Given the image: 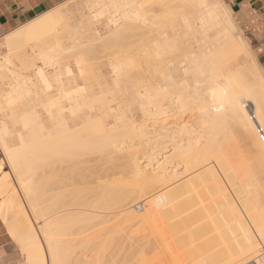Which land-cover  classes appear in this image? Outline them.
Returning a JSON list of instances; mask_svg holds the SVG:
<instances>
[{
  "label": "bare ground",
  "instance_id": "6f19581e",
  "mask_svg": "<svg viewBox=\"0 0 264 264\" xmlns=\"http://www.w3.org/2000/svg\"><path fill=\"white\" fill-rule=\"evenodd\" d=\"M153 1L155 0H90L77 7V10L64 8L55 15H50L51 10L6 35L3 42L7 54L0 56V114L8 110L13 118L11 130L10 123L0 117V144L14 170H20L21 172H18L20 175L30 177L32 172H40L39 170H45L46 175V171L55 165L63 168L68 164L67 168L75 169L78 166L83 168L84 164L93 160L109 163L107 166L112 164L114 167L110 166L111 171L122 170L113 175L126 173L133 186L122 185L123 187L119 186V189L117 187L115 196L107 193L106 195L102 190L101 199L99 197L97 201L94 200V205L91 203V206L103 205L108 209L120 204L131 206L133 201L147 197L145 200H148L149 208L143 214L135 215L133 212L122 211L125 212L127 221L135 220L141 224L157 221L160 214L163 219V212L160 211L159 214L157 211L158 208L162 210V206H157L169 195H174L175 199L172 201L168 199L171 201L169 203L166 200L164 202L168 205L177 203L175 201L178 198L175 194L181 195L178 194L180 186L183 187L180 184L182 181L180 172L173 169L168 177L165 168L172 159L179 158L186 168L185 171L190 172L189 175L198 173L199 176L211 172L217 163L226 169L230 167L234 155L238 154L237 146L244 144L256 160L264 163V143L259 133L260 118L264 116V72L251 55V50L238 31L232 15L229 19L216 7L224 1L165 0L159 5L158 0ZM152 3H157V6L155 4L153 6ZM101 5L104 7H99ZM75 12H79L77 19ZM97 13L103 16L100 20L94 19ZM229 13L231 14L230 9ZM13 56L20 60L19 68L15 66ZM41 67H44L51 88H45L40 81L38 71ZM248 103L253 105L252 115ZM184 118L187 120L185 119V124L182 125L180 121ZM165 119L174 122V127L165 128L167 127L163 126ZM156 126L157 130L165 129V132L156 134L154 130L156 128L154 131L150 130ZM224 143L228 146H224ZM139 145L144 149L141 150L142 147L140 150L137 149ZM155 148L156 151L162 149L164 153H171L163 156L161 159L163 161L161 164L158 162L160 164H157L158 166L153 165ZM123 163L126 165L121 166ZM29 177L21 179L20 183L34 213L39 214L41 212L38 211V207L41 204H38L40 201H37L39 200L37 196L40 190ZM76 179L78 178L75 177ZM111 179L112 177L110 181ZM6 180L8 179L0 181V197L2 195L5 197L4 194L11 190ZM13 192L12 195L9 192L10 196L7 194L9 197L0 201V217L7 222L12 238L24 250L30 264H51L52 261L60 264L64 259L62 256L63 252L65 254V251H62L64 246L61 242H56L59 239L53 233L54 227L52 228V223H49L51 221L42 230L48 241H46L50 254L48 259L41 249L39 244L41 241L29 222L21 201L19 202ZM107 192L109 193V190ZM155 192L160 194L157 195ZM78 197L82 199L79 194ZM73 201L71 202L74 203ZM179 206L182 207L181 204ZM179 210L182 211L180 208ZM178 212L177 216L181 213ZM196 212L198 213L197 210ZM50 217L49 219H53L56 216ZM92 223L94 225V222ZM141 230L142 228L138 231ZM256 230L258 236L264 237V222H260ZM150 231L152 232V228ZM148 232L146 233L148 235L154 234ZM194 233L191 231V235ZM245 234L247 240L251 241L250 232L246 230ZM202 236H205L204 233ZM150 240L154 241L153 238ZM150 240L146 239V242ZM95 242L93 240L92 243ZM149 246L148 249L152 247ZM207 248L209 249V244ZM231 256L225 264H232L234 259ZM95 259L97 262L98 258ZM262 259H258L259 264L262 263ZM77 261L79 262V259Z\"/></svg>",
  "mask_w": 264,
  "mask_h": 264
},
{
  "label": "rangeland",
  "instance_id": "374dc122",
  "mask_svg": "<svg viewBox=\"0 0 264 264\" xmlns=\"http://www.w3.org/2000/svg\"><path fill=\"white\" fill-rule=\"evenodd\" d=\"M88 1H90V0H64V3L66 5L65 8L77 10L76 9L77 7H80L81 4H84ZM155 1L157 2V0H155ZM155 1H153V2H155ZM158 1L160 3L158 2V4L157 3H154V4L159 5L162 2H165V0L164 1L158 0ZM152 4H148V5H152ZM154 4H153V6H154ZM52 8L43 12L42 14L51 11ZM148 8H149V6H148ZM78 13H76L75 17L77 15L79 17ZM42 14L38 15L37 17H34L31 20L38 18ZM231 15H232L234 22L235 23L237 22L236 23V25L238 24L237 27L239 26L238 31L240 32L241 36H242V33L244 34V36H246L245 31L241 28V25L237 21L235 15L232 14V11H231ZM78 17H76V19ZM102 17L103 16H101V18ZM30 21H28V22H30ZM72 21L74 22L75 20H72ZM28 22H26L22 25H19L13 31H16L17 29L21 28L22 26H24ZM5 37L0 39V56H4L7 54V49L5 48L4 42H3ZM12 60L14 61V64L16 67L19 68L21 66V62H20V60L17 59L16 56H13ZM38 64H41V63L38 62ZM247 106H248V109L252 115L253 114V112H252L253 105L248 103ZM172 115H174V114L172 113ZM0 117L3 120H6L7 122H9L10 123V129L13 130V127L11 126V121L13 119L11 112L6 110L0 114ZM185 119L187 120V118H184L183 120L180 121V123L182 125L185 124L184 123ZM163 121H165V125L162 122L163 126H167L165 128L169 129V128L174 127V122L167 121L166 119ZM169 123L172 124V126ZM157 127L158 126L153 127V128L151 127L152 129H150V130H152V131L155 130L156 134L165 132V129L159 128L160 131L157 130ZM154 128H156V129H154ZM223 145L228 146L227 143H224ZM141 147H142V149H141ZM141 147L139 145V147L137 146V149L139 148V150L140 149L143 150L144 147L142 145H141ZM246 148L247 147L244 144H240L237 146V148H236L237 152L236 153H238V154L234 155V158L231 160V166L228 167L227 169L224 166H221V165L219 166V164L217 163L216 164L217 169H216V166L214 165L213 170L211 172H208L206 174L199 175V176H198V173H196L194 175H189L190 172L188 173L185 171L186 168H185L184 164L182 162H180L181 160L179 158H175L177 161L175 159L170 160V163L168 161L167 165H165L166 166L165 168H167L166 171H168L167 172L168 177L170 176L169 172H171L173 169H176L177 172L178 173L180 172L179 174H181V175H179L182 178V181H180L181 182L180 184L183 185V187L180 186V188L178 189V191H180V192H178V194L181 193V195L175 194L176 198H178L179 200L177 199L175 201L177 203H173L172 205H168V203L171 202L172 199L174 200L175 197H173L174 195L173 196L172 195L167 196L166 199L163 200V202L166 200V202H168V203L166 204V202H164V203L161 202V205L157 206V207L162 206V210L161 209L159 210V208H158L157 211H159V214H160V211H161V213L162 212L164 213V214L162 213V215L164 216V217H162L163 219H161V214H160L159 215L160 218L158 217L157 221L153 220L154 222L150 221L151 223L149 222V223H142L141 224V222H139V221L136 222L135 220H134V222H136V223H134L133 221H127V219L124 216L125 212L123 213L122 211H126V213L127 212H133V213H135V215L143 214L144 211L149 208L148 200H145V198H147V197H143V199L142 198L137 199V200H135L136 202L133 201V203H132L133 205H131V206L125 204L126 205V206L124 205L125 207L122 206V204L117 205L114 208L109 207V209L107 207H104L103 205H100V207L95 206L96 209H95V207L91 206V203L93 204L95 202L94 200L98 199L103 194V192L105 194L106 193L108 195L113 194L112 196H115L117 193V190L122 185L128 186V187L133 186V182H131L130 178L128 180V178L126 177L127 176L126 173H124V174L122 173L119 176L113 175L114 173L121 172L122 170L118 171L117 169H114V172L111 171L110 168L114 167V166H112V164H110V166H112V167H110V166H107V165H109V163L106 164V163H102L101 160H100V162H98V160H96V161L93 160L92 162H89L87 164H84V165L82 164L83 168L81 166H78L75 169H71V168H67V166H68V164H67V165H65L67 170L64 166H63V168H60V167L58 168V166L55 165V166H53V168L51 170L49 169L48 171H46V175H44L45 170H43L44 173L42 170H39L40 172H38V171L32 172L30 174V177L26 176V175L24 177V175L22 176V175H20V173H18V172H21L20 170H17V171L14 170V167L9 162V160L6 157V154L4 153V150L0 144V165H1L0 181L3 179L4 180L8 179L6 181L10 184V186H11L10 189L12 190L11 191L9 189L10 191H8L6 193V195L4 194L5 197H3V195H2L0 197V201L3 200L4 198H8L10 196L9 194L12 195V192L14 191L13 193H15V196L18 197L19 202L21 201L20 203H21L24 211L28 215L27 217L29 219V222L31 223L34 230L36 231L37 237L39 238V241H41V242H39L41 249L43 250L44 254L47 256L48 259H49V255H50V254H48L49 253L48 252L49 246H47L48 243H46L47 240L45 239L42 230L45 228L44 226H46V224L52 223V228L54 227L53 233L55 235H57V237H58L57 239L60 240V241L58 240L56 242H61V245L64 246L62 248V251H65V254H64V252L62 253V256L64 259L60 264H77L78 259H79V262H78L79 264H83V263H85V264H95L96 263L97 264L98 262H99L98 264H106L107 262H108L107 264H110V263L111 264H176V263L177 264H194V263L195 264H199V263L203 264L205 261H206V263H204V264H207V263L212 264L213 262L217 263V264H225L228 257H230L231 255L233 256V257L232 256L231 257L234 259L232 264H240L241 261H244V264H259L258 259H262V258H263L262 263H260V264H264V243H262V239L260 236H258V232L256 230V227L260 224V222H264V163L256 160L254 158V156L252 154H250L249 151H247L248 148L247 149ZM160 150H162V149H157V151H156V148H155L156 153L154 152V156H155V154H156V156L154 157L155 159L153 158V160H154V162L155 161L156 162L155 163L153 162V165L156 164V166H158L157 164H159V163L161 164V162L163 161V160L161 161L163 156L165 157V156H168L171 154V153L169 154V152L164 153L165 151H163V150L160 152ZM158 154H159V157H157ZM94 156H96V155H93V157ZM121 161H123V160H121ZM103 162H105V161H103ZM120 163L122 164V162H120ZM125 163H123V165H121V164H119V165L125 166L126 165ZM175 165H177V166H175ZM105 166H106V168H105ZM55 167H56V169H55ZM102 168H103V170H102ZM215 169H216V171H215ZM64 170H65V172H64ZM57 171H59V173ZM60 172H62L61 175H60ZM105 172H106V174L108 173L109 175L108 174L106 175ZM63 173H65V174L63 175ZM187 174H188V176H187ZM59 175H60V177H59ZM56 176L58 177L59 181H57ZM61 176H63V177L65 176L66 179L61 177ZM74 176L77 177L78 179L75 180ZM194 176H195V178H194ZM28 177L30 178V181H33L34 185L36 187H38L40 190L39 191L40 194L37 196V199H39V200H37V201L38 202L40 201L38 204H41V205H39L40 208L38 207V211H40L42 214L41 213H39V214L34 213L33 209L30 206L29 201L27 200L25 194L23 193L24 191H23V188H22L20 182H21V179H23V178L25 179ZM101 177H103V178H101ZM105 177H106V179H105ZM111 177H112V179L110 181ZM201 177H202V179H201ZM210 177H212V178H210ZM113 178H114V180H117V181L114 182ZM177 179H179V178H177ZM100 180L101 181L103 180V181L101 182ZM67 181H68V183H67ZM71 181H72V184H71ZM28 182H29V179H28ZM116 182H117V184H116ZM118 182L120 184H118ZM124 182H126V183H124ZM128 182H129V184H127ZM58 183L59 184L62 183V185L60 186ZM197 183H199V184H197ZM77 185H80V186H77ZM110 185L113 187L110 188L109 187ZM187 185H190L192 187L187 186ZM186 186H187V188H186ZM196 186H198V187H196ZM104 187H105V189H104ZM117 187H118V189H117ZM187 189H188V191H187ZM102 190H104V191L102 192ZM108 190H109V193L107 192ZM191 190H193V191H191ZM67 191H69L68 192L69 195H68ZM9 192H11V193H9ZM77 192H79V193H77ZM59 193L61 195H59ZM64 193L67 197L64 196ZM78 194H79V196L82 197V199L78 197ZM159 194H157V195H159ZM204 196L206 198H204ZM101 197H100V199H101ZM63 198H64V200H63ZM74 198H76V199H74ZM168 199L171 201H168ZM197 199L200 203L197 201ZM199 199H201V200H199ZM205 199H207V200H205ZM46 200H47V202H46ZM212 200H213V202H211ZM71 201H73L74 203H72ZM190 201H191V203H190ZM195 201L197 202L196 204H198V205L195 204ZM75 202H76V204H75ZM44 203H46V205ZM70 203H72V204L70 205ZM86 204H87V206H85ZM180 204H181V206L183 204L186 205L185 208L183 207L184 205L182 207H180L179 206ZM42 206L45 207L46 209L43 208ZM166 206L168 207V209L166 208ZM197 206H200V207H197ZM68 207L69 208L71 207V208L69 209ZM80 207H82V208H80ZM117 207L119 209H117ZM120 207H124L126 210L124 208H120ZM78 208L81 210H84V211H81ZM83 208H85V209H83ZM179 208L182 209V211L179 210ZM191 208H193V209H191ZM102 210L105 212H103ZM196 210L198 211V213L196 212ZM206 210H208V211H206ZM56 211H58V212H56ZM87 211H90L91 214H89L90 212L88 213ZM178 211H180L181 213H180V215L177 216L176 213ZM214 211H215V213H214ZM73 212L76 214H74ZM200 212H202V213L199 214ZM57 213H59V214H57ZM68 213L70 214V216ZM77 213H79V214H77ZM80 213H82L83 216ZM86 213H88V214H86ZM122 213H123V215H120ZM177 214H179V212ZM45 215H46V217H45ZM79 215H80V217H79ZM54 216H56V217H54ZM170 216L171 217L173 216V218H171ZM49 217L50 218L54 217V218L49 219ZM84 217H86V218L84 219ZM100 217H101V219H100ZM167 217H169V218L167 219ZM1 218L2 217H0V220L3 224V226L5 227L6 231L10 234L9 228L6 224L7 222L5 220H3V218L2 219ZM107 218H108V220H107ZM114 218H116V219L114 220ZM197 218H199V219H197ZM260 218H262V219H260ZM68 219L70 222L68 221ZM192 219H193V222H191ZM54 220H56L57 222ZM81 220L85 224L82 223ZM104 220H106V222ZM49 221H51V222H49ZM98 221H99V223H98ZM92 222H94L95 226L93 225ZM156 222L159 225L156 224ZM183 222L184 223L186 222V223L184 224ZM206 222H208V223H206ZM63 223H65V224H63ZM154 223L156 225H154ZM192 223H193V225H192ZM58 224H60V226ZM101 224H103V226ZM84 225H85L86 231L84 229ZM89 225H91V226H89ZM151 225H154L156 228L154 226H151ZM162 225H164V226H162ZM150 226L152 228V232L154 233L153 235L151 234L152 236L150 234H149L150 236L148 234H146L148 232V229H149L148 233H152L150 231V229H151ZM186 226H188V227H186ZM140 227L142 228L141 232L138 231L139 229H141ZM143 227H145V229ZM146 227H147V229H146ZM158 227H159V229H158ZM166 228H167V230H166ZM200 228H202V229H200ZM203 228H207V229H203ZM215 228L217 229V231ZM67 229H69V230H67ZM80 229H82V231H80ZM123 229H125V230L123 231ZM246 230H248L250 232V235L252 236L251 241L247 240V237L245 234ZM112 231H114V232H112ZM120 231H121V233H120ZM162 231H163V233H162ZM191 231H192V233L195 232L194 235L193 234L191 235ZM206 231H208V232H206ZM219 231H221V232H219ZM124 232H125V234H126V232L128 234L125 235ZM197 232H198V234H197ZM118 233L120 236L118 235ZM203 233L205 236H202ZM104 234H105V236H104ZM92 235H93V237H92ZM144 235H146L147 237H144ZM154 235L157 237H155ZM198 235H200V236H198ZM195 236H197L196 237L197 239L195 238ZM91 237H92V240H91ZM105 237L107 238V240H105L106 239ZM198 237L200 239H198ZM11 238H12V236H11ZM83 238H84V240H83ZM120 238H121V240H120ZM152 238L154 241L150 240ZM184 238H186V239H184ZM209 238H211V240ZM12 239L15 242V246H17V248L20 250L26 264H30V262H28L29 258L25 254L24 250L21 248V246L18 243H16L14 238H12ZM43 239H45V242H43L44 241ZM110 239H111V241H110ZM143 239H144V241H143ZM146 239L150 240V241L146 242ZM220 239H221V241H220ZM93 240H94V242L95 241H97V242L92 243ZM156 240H158V241H156ZM171 240H172V242H170ZM191 241L192 242L195 241L196 244H195V242L192 243ZM211 241H212V243H211ZM150 242H151V244H153V246L150 244ZM181 242L183 245L181 244ZM105 243L108 245V247ZM179 243H180V245H179ZM197 243L199 244L198 246H197ZM207 243L209 244V249L207 248L208 247ZM213 243H215V244H213ZM221 243L223 245H221ZM85 244H87V246ZM94 244H96L97 247H95ZM218 244H219V246H218ZM101 245H103V247H100ZM202 245H204L205 247ZM213 245H215V246H213ZM148 246H149V248L151 246L152 247L150 249H148ZM195 246H197V248ZM180 247H182V249H180ZM101 248H102V250H101ZM222 248H224V249L222 250ZM103 249L105 252L103 251ZM201 249H204V250L201 251ZM218 250H219V253H218ZM101 251H103V253ZM195 251H196V253H193ZM210 251H212V252H210ZM224 251H225V253H224ZM46 252L48 255L46 254ZM97 253L99 256L100 255H102V256L98 257V255H96ZM224 254H225V257H224ZM104 255H105V258L103 257ZM194 255H195V257H194ZM222 255H223V257H222ZM95 257L98 258L97 262H95L96 261ZM100 258H101V260H100ZM74 259H76V260H74ZM93 259H94V261H93ZM177 259H178V261H177ZM212 259H213V262H211ZM175 260H176V263H175ZM222 261H224V262H222ZM114 262H116V263H114ZM47 264H49V263H47Z\"/></svg>",
  "mask_w": 264,
  "mask_h": 264
},
{
  "label": "crops",
  "instance_id": "0c3cea01",
  "mask_svg": "<svg viewBox=\"0 0 264 264\" xmlns=\"http://www.w3.org/2000/svg\"><path fill=\"white\" fill-rule=\"evenodd\" d=\"M223 1L228 4L232 14L245 31L246 36L243 33L242 36L250 50L255 49L258 53L259 48L264 46L261 42V34L264 33V19L261 17L264 0ZM57 3L58 0H0V39ZM255 59L264 72V57L257 54ZM10 235L0 220V264H26Z\"/></svg>",
  "mask_w": 264,
  "mask_h": 264
},
{
  "label": "snow or ice",
  "instance_id": "6c2138e0",
  "mask_svg": "<svg viewBox=\"0 0 264 264\" xmlns=\"http://www.w3.org/2000/svg\"><path fill=\"white\" fill-rule=\"evenodd\" d=\"M65 7H66V5L64 3V0H58V4L53 6L52 12L50 13V15H55L56 13L62 11ZM99 7H104V6L101 5ZM216 7L221 9V11L224 13V15L226 17H228L229 19H231V14L229 13V6L226 2L219 3L216 5ZM261 17H262V19H264V10L261 11ZM94 19L100 20L101 14L97 13L96 16L94 17ZM242 19H243V15H242ZM261 42H262V44H264V33L261 34ZM257 54L261 57H264V46L259 48L258 53L255 49H252L251 55L253 57H255ZM80 74L83 75V72H81ZM69 75H71L70 71H69ZM38 76L40 78L41 83L43 84V86L45 88H51V85L48 83V79L45 75L44 67H41L39 69ZM260 130H261V133H264V116H261V118H260ZM261 239H262V243H264V237H262ZM51 264H55V261H52ZM240 264H244V261H241Z\"/></svg>",
  "mask_w": 264,
  "mask_h": 264
},
{
  "label": "built area",
  "instance_id": "2783aa9c",
  "mask_svg": "<svg viewBox=\"0 0 264 264\" xmlns=\"http://www.w3.org/2000/svg\"><path fill=\"white\" fill-rule=\"evenodd\" d=\"M259 133H260V138H261V140H262L263 143H264V133H261V130L259 131Z\"/></svg>",
  "mask_w": 264,
  "mask_h": 264
}]
</instances>
